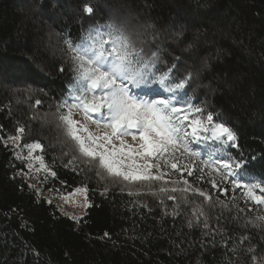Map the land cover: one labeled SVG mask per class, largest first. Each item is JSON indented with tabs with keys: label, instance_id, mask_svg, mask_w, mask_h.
<instances>
[{
	"label": "trees",
	"instance_id": "1",
	"mask_svg": "<svg viewBox=\"0 0 264 264\" xmlns=\"http://www.w3.org/2000/svg\"><path fill=\"white\" fill-rule=\"evenodd\" d=\"M108 24L145 54L158 51L157 76L175 69L166 81L184 83L137 95L159 92L189 108L187 133L192 119L204 124L186 138L197 155L173 149L158 161L168 169L159 180L108 172L80 151L64 119L84 112L75 105L86 84L67 42L91 43L89 30ZM192 41L197 49L183 51ZM88 114L100 126L109 119L103 109ZM221 123L235 141L210 130ZM37 143L42 170L26 158ZM228 157L225 174L219 162ZM228 183L264 213V0H0V264H264V215L229 198ZM74 189L88 202L77 218L47 196Z\"/></svg>",
	"mask_w": 264,
	"mask_h": 264
},
{
	"label": "snow or ice",
	"instance_id": "2",
	"mask_svg": "<svg viewBox=\"0 0 264 264\" xmlns=\"http://www.w3.org/2000/svg\"><path fill=\"white\" fill-rule=\"evenodd\" d=\"M82 10L86 15L94 14V8L87 3L83 5ZM103 28L106 31L101 30V26L89 30L88 40L91 43L78 46H73L71 41L67 43L73 53L77 78L86 82L78 85L79 103L75 107H82L85 114L106 109L109 119L102 125L106 130L100 135L89 133L87 140L90 143L76 135L75 128H71V134L79 142L80 151L86 157L98 158L101 166L108 172L122 177L124 181L159 180L161 176H154L152 173V169L157 166L152 163V158L159 161L165 156L170 157L173 149L196 156L197 153L189 152L186 138L195 135L197 129L204 124L200 119H192V132L187 133L185 121L189 119V108L177 107L171 98L165 99L159 92L156 93L159 98L150 100L135 94L134 89H142L156 83L163 85L166 82L170 86L165 90L172 94L183 88L184 83L171 84L170 80L166 81L167 75L175 69H169L160 76L156 75L159 70L158 51L145 54L135 46L122 28L114 24L104 25ZM60 70L63 71V68ZM97 90L99 95L95 94ZM64 119L70 126L75 123L70 115ZM207 119L211 121L212 115ZM97 123L99 126V122ZM82 130L88 131L87 128ZM18 131L22 133L24 129ZM214 132L217 138L226 135L227 141L237 139L235 133L223 123L217 124ZM126 137H130L132 143H129ZM10 139L15 140L18 137ZM33 147L39 149L41 145L37 143L29 146L30 157ZM230 159L231 157L224 158L219 162L225 174L232 167ZM171 167L176 169L177 165L173 163ZM51 175L55 176V173ZM107 235L105 233V236Z\"/></svg>",
	"mask_w": 264,
	"mask_h": 264
},
{
	"label": "rangeland",
	"instance_id": "3",
	"mask_svg": "<svg viewBox=\"0 0 264 264\" xmlns=\"http://www.w3.org/2000/svg\"><path fill=\"white\" fill-rule=\"evenodd\" d=\"M136 93L137 92L135 91V94ZM103 110H106V109H103ZM69 115H70L71 120L75 122L74 123L75 130L77 131V133L80 135L81 138L85 139L86 143H90V141L87 140L89 133H92L93 135H100L106 130L102 126L100 125L98 126V123L95 121L94 116L85 114V112L83 111L71 110ZM215 126H212L210 130L214 131ZM84 128H87L88 131L87 132L83 131L82 129ZM133 131L138 132V130H133ZM125 139L129 143H132L130 137H126ZM9 143H11L12 145H16L17 139L15 140L10 139ZM115 143L117 145L119 144L118 141H115ZM32 145H35V144H32ZM37 150L38 149L34 147L31 148V157L29 156V149L26 154V158L29 161L28 164L29 166L31 165L30 167L32 168V170H42L43 169V165L41 164L40 159H37L39 158L37 154ZM22 156L25 157V154H23ZM152 163L154 165H157L153 158H152ZM156 167H158V165ZM47 196L57 203L58 207L63 213L71 217H74V218H77L80 215H82L85 212L86 207L88 206L85 192L82 189H74L71 192H68L66 194L53 195V194L47 193ZM236 199L240 200L241 198L239 195H237Z\"/></svg>",
	"mask_w": 264,
	"mask_h": 264
},
{
	"label": "built area",
	"instance_id": "4",
	"mask_svg": "<svg viewBox=\"0 0 264 264\" xmlns=\"http://www.w3.org/2000/svg\"><path fill=\"white\" fill-rule=\"evenodd\" d=\"M155 163L158 165V167H155V170L161 172V173H159L160 176H163L164 173H168V169L164 166V164H162L158 161H155ZM156 171H155V174H156ZM213 182H214L213 178H211L208 181V184L211 185ZM228 184L229 185L227 187L223 188L224 191L227 193L228 197H230V198L234 197L233 199H234L235 203L239 204V206H241V208H250V209H252L253 212H258V213H261L262 215H264L263 212H260L259 210H257L254 206H252L247 200H245L242 197V194H241L239 189L235 188V186H233L231 183H228ZM237 195L240 196V198H241L240 200L236 199ZM258 195L261 197H264V195L261 193H258Z\"/></svg>",
	"mask_w": 264,
	"mask_h": 264
},
{
	"label": "clouds",
	"instance_id": "5",
	"mask_svg": "<svg viewBox=\"0 0 264 264\" xmlns=\"http://www.w3.org/2000/svg\"><path fill=\"white\" fill-rule=\"evenodd\" d=\"M184 33L182 31H177L173 37L170 38L171 42L173 43H177L180 39H182ZM198 45L195 41L189 42L187 43L184 47H183V51L185 52H192L195 49H197ZM204 67L208 70H210L211 65L208 64L207 62H205ZM204 87H210V83L208 84H204ZM134 91V90H133ZM135 92V91H134ZM137 94V93H136Z\"/></svg>",
	"mask_w": 264,
	"mask_h": 264
}]
</instances>
